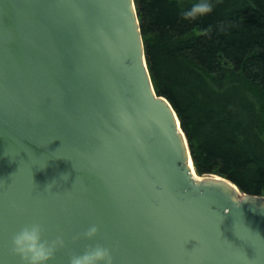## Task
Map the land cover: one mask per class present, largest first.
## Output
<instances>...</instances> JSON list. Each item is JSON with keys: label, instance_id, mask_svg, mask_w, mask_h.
I'll list each match as a JSON object with an SVG mask.
<instances>
[{"label": "water", "instance_id": "1", "mask_svg": "<svg viewBox=\"0 0 264 264\" xmlns=\"http://www.w3.org/2000/svg\"><path fill=\"white\" fill-rule=\"evenodd\" d=\"M32 222L65 241L49 264L94 243L114 264H264V196L195 174L133 0H0V264Z\"/></svg>", "mask_w": 264, "mask_h": 264}, {"label": "trees", "instance_id": "2", "mask_svg": "<svg viewBox=\"0 0 264 264\" xmlns=\"http://www.w3.org/2000/svg\"><path fill=\"white\" fill-rule=\"evenodd\" d=\"M157 96L175 111L194 172L264 196V0H133Z\"/></svg>", "mask_w": 264, "mask_h": 264}, {"label": "clouds", "instance_id": "3", "mask_svg": "<svg viewBox=\"0 0 264 264\" xmlns=\"http://www.w3.org/2000/svg\"><path fill=\"white\" fill-rule=\"evenodd\" d=\"M214 0H195L181 15L186 19H196L212 12ZM52 186L49 184L47 187ZM99 231L97 225H90L83 237L91 240ZM65 246L62 236L48 239L44 227L39 222L25 224L11 238V251L18 255L23 264H49L57 251ZM67 264H114V257L109 247L100 244H88L83 251L72 252Z\"/></svg>", "mask_w": 264, "mask_h": 264}]
</instances>
